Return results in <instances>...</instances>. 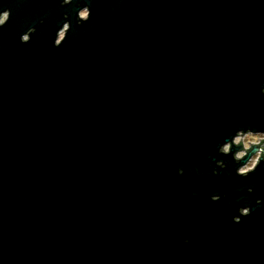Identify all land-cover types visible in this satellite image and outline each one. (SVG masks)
<instances>
[{
    "label": "water",
    "instance_id": "obj_1",
    "mask_svg": "<svg viewBox=\"0 0 264 264\" xmlns=\"http://www.w3.org/2000/svg\"><path fill=\"white\" fill-rule=\"evenodd\" d=\"M80 2L0 0V264H264V0Z\"/></svg>",
    "mask_w": 264,
    "mask_h": 264
},
{
    "label": "clouds",
    "instance_id": "obj_2",
    "mask_svg": "<svg viewBox=\"0 0 264 264\" xmlns=\"http://www.w3.org/2000/svg\"><path fill=\"white\" fill-rule=\"evenodd\" d=\"M74 3V0H62L61 6L68 7ZM77 24L83 26L91 21L92 10L86 3V0H81L78 4ZM12 19V9L4 8L0 10V29H4ZM65 22L62 27L56 33L54 46L60 48L68 39L69 33L72 30L71 19L69 16L64 17ZM44 24V21H40ZM36 29L31 28L27 32L21 35V43L27 45L31 43L32 37L36 34ZM261 94L264 95V89H261ZM218 155L224 157H231L236 165V175L241 178H248L255 173L261 166H264V131H256L252 128L238 129L233 136L226 138L225 142L218 147ZM217 168L220 170H226L227 165L222 161H217ZM194 170L189 168L188 172L192 173ZM180 176L185 175L183 168L178 170ZM219 172L213 170L214 176H219ZM251 194L253 189L248 190ZM219 195L211 197L213 203H219L222 199ZM256 204L259 206L264 204V201L257 200ZM252 215L251 207H241L239 214L233 218L235 224H241L244 218H248ZM185 244L191 243V241L185 240Z\"/></svg>",
    "mask_w": 264,
    "mask_h": 264
}]
</instances>
